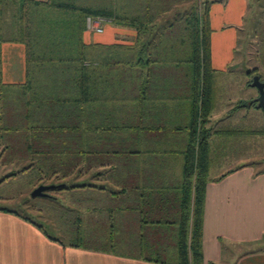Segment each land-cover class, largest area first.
<instances>
[{
	"label": "crops",
	"instance_id": "crops-1",
	"mask_svg": "<svg viewBox=\"0 0 264 264\" xmlns=\"http://www.w3.org/2000/svg\"><path fill=\"white\" fill-rule=\"evenodd\" d=\"M49 1L0 0V264L171 263L185 209L193 10L176 0L138 37L111 20L101 33L54 26ZM216 1L203 264H264V112L252 86L264 83V0ZM43 182L67 188L43 198L71 223L109 225L113 242L140 254L84 246L79 228L82 247L50 240L19 212Z\"/></svg>",
	"mask_w": 264,
	"mask_h": 264
},
{
	"label": "trees",
	"instance_id": "trees-1",
	"mask_svg": "<svg viewBox=\"0 0 264 264\" xmlns=\"http://www.w3.org/2000/svg\"><path fill=\"white\" fill-rule=\"evenodd\" d=\"M25 3L23 7H25ZM49 8L52 9L54 17L51 24L65 29L74 27L82 28L87 17H104L111 20L116 26L132 28L137 36L143 35L146 30L153 26L156 16L165 14L171 6L169 3L164 9L159 10L150 3L141 5L143 8H126L116 3L107 2L102 7L80 6L72 2L61 0H50ZM136 5V4H135ZM137 5H140L137 3ZM23 12V11H22ZM56 13V14H55ZM58 15V16H56ZM187 41L191 47V85L190 96L191 120L189 124L190 144L185 153L184 161V215L179 227L178 240L176 243V256L173 262L165 264H203L202 254V228L204 212V194L209 170L208 139L211 131L206 128L212 110V74L214 70L209 64L210 56V34L209 25V2L204 6L202 15L192 11L185 20ZM137 43V42H136ZM137 44H134L135 47ZM70 60H74L70 58ZM78 60V59H75ZM78 61H82L80 58ZM245 105L241 104V107ZM66 187H58L56 190H65ZM20 216L18 213H14ZM28 222L41 229L30 218L22 217ZM43 230V229H42ZM50 240L56 241L51 236ZM81 240L71 243L73 247H82ZM153 262H161L150 260Z\"/></svg>",
	"mask_w": 264,
	"mask_h": 264
},
{
	"label": "rangeland",
	"instance_id": "rangeland-1",
	"mask_svg": "<svg viewBox=\"0 0 264 264\" xmlns=\"http://www.w3.org/2000/svg\"><path fill=\"white\" fill-rule=\"evenodd\" d=\"M65 2H72L77 5H86V6H93L97 7L101 4L99 3V0H61ZM112 3H116L118 6H126V8H139L140 5H137L138 0H110ZM157 5L154 7H158L159 10L164 9L167 3H171L170 5L175 4L176 0H156ZM179 3L177 4L176 8H180L182 11L186 8H192L193 11H196L198 15H202L204 12V6L207 2H209V17L211 16V19H215L214 16L216 14V0H179ZM104 4V3H103ZM102 4V5H103ZM136 4V5H135ZM101 5V6H102ZM216 28V25H214ZM22 182L15 183L13 185V189H17L19 185H21ZM39 185H49L45 182L38 184ZM35 187V188H36ZM57 187V186H56ZM34 188V189H35ZM55 188V191L49 192V196L51 198L60 199L58 196L63 195L61 191L57 190ZM26 196L25 199L29 202L30 200L27 199ZM62 200H65L64 198ZM51 202V201H50ZM50 202H48L47 199L43 197H37L33 198V201H31L29 204V207L22 208V211H19L22 215H28L32 217L35 221H37L40 224H43L45 226V229L47 233L55 238H58L65 244H71L76 242V237L78 235L77 228L80 230V235L83 241V245L87 247H99L102 249H109L113 250L117 254L122 255H139L140 254V247L138 245L131 246L128 245L125 242H122V239H117V242H113L111 238L109 237L111 231L113 229H110L111 227L109 225H88L85 226L84 221L82 220V224H73L71 223L73 221L72 213L66 212L65 210H62L61 212L54 206L51 205ZM63 203V202H62ZM64 204V203H63ZM67 209V208H65ZM69 210V209H68ZM95 231V233H94ZM90 233V234H89ZM95 234V235H93ZM146 256H153L149 252L144 254ZM164 261L169 262L171 261L170 258L165 257L163 258Z\"/></svg>",
	"mask_w": 264,
	"mask_h": 264
},
{
	"label": "water",
	"instance_id": "water-1",
	"mask_svg": "<svg viewBox=\"0 0 264 264\" xmlns=\"http://www.w3.org/2000/svg\"><path fill=\"white\" fill-rule=\"evenodd\" d=\"M252 86L256 87L259 92V96L256 99L257 107L264 112V83L256 76L253 77ZM55 188H57L55 185H39L31 192L30 197H49L47 192Z\"/></svg>",
	"mask_w": 264,
	"mask_h": 264
},
{
	"label": "built area",
	"instance_id": "built-area-1",
	"mask_svg": "<svg viewBox=\"0 0 264 264\" xmlns=\"http://www.w3.org/2000/svg\"><path fill=\"white\" fill-rule=\"evenodd\" d=\"M108 22V20L104 17H87L85 20L86 28L89 31L101 33L103 31L104 24Z\"/></svg>",
	"mask_w": 264,
	"mask_h": 264
}]
</instances>
